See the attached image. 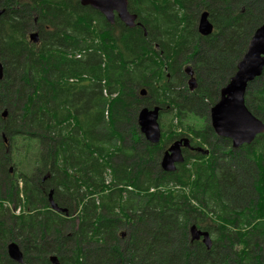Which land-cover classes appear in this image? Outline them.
<instances>
[{"label":"trees","instance_id":"obj_1","mask_svg":"<svg viewBox=\"0 0 264 264\" xmlns=\"http://www.w3.org/2000/svg\"><path fill=\"white\" fill-rule=\"evenodd\" d=\"M127 7L134 27L78 0H0V264H18L6 253L11 241L22 264H51L52 254L60 264H264V133L232 149L206 120L264 21V0ZM203 10L214 26L208 36L196 29ZM154 105L157 144L136 123L138 110ZM245 105L264 122V69ZM124 128L134 141L125 143ZM182 136L203 152L186 149L163 171V151ZM39 170L49 177L38 185ZM48 188L67 215L49 208ZM192 224L208 231L210 249L191 241Z\"/></svg>","mask_w":264,"mask_h":264},{"label":"water","instance_id":"obj_2","mask_svg":"<svg viewBox=\"0 0 264 264\" xmlns=\"http://www.w3.org/2000/svg\"><path fill=\"white\" fill-rule=\"evenodd\" d=\"M81 5H88L98 10L104 18L112 24L115 16L127 27L136 25V14L131 13L127 7V0H78ZM4 9L0 8V17ZM139 24V23H137ZM197 32L201 36L212 34L214 26L209 20V13L206 10L200 12L196 26ZM145 33V31H144ZM29 39L33 43L38 42V33H29ZM264 69V21L254 30L246 51L236 64V70L229 78L228 82L220 89L218 100L209 109L210 127L213 132L222 138H226L231 143L232 149H237L245 144L252 143L255 138L264 133V122L254 116L245 105V92L248 84L259 77ZM183 72L187 76V88L193 91L197 87L193 68L190 64L183 67ZM2 78V64L0 63V79ZM146 89L141 88L139 95L144 96ZM160 106L141 107L138 110L136 123L143 138L151 143L157 144L161 139V128L158 122ZM7 110H2L5 118ZM3 141L6 142L5 137ZM182 149L196 150L203 152L201 147H193L190 139L186 136L171 141L163 151L159 165L163 171H174L177 164L184 161ZM205 153L208 150H204ZM12 170V167L9 168ZM48 175L43 177V180ZM53 189L48 192V204L50 209L56 212L68 214V209L60 207L53 199ZM121 237L125 236V231L120 232ZM191 241L200 240L207 249L211 247V237L206 230H202L195 224L189 227ZM8 258L18 264L23 263V254L19 245L8 242L6 245ZM51 264H60L56 255L49 256Z\"/></svg>","mask_w":264,"mask_h":264},{"label":"rangeland","instance_id":"obj_3","mask_svg":"<svg viewBox=\"0 0 264 264\" xmlns=\"http://www.w3.org/2000/svg\"><path fill=\"white\" fill-rule=\"evenodd\" d=\"M257 28V27H256ZM255 28V29H256ZM254 32V31H253ZM253 34V33H252ZM252 36V35H251ZM251 38V37H250ZM250 40V39H249ZM249 42V41H248ZM248 45V44H247ZM247 48V47H246ZM246 51V50H245ZM244 54V53H243ZM242 57V56H241ZM240 60V59H239ZM238 60V61H239ZM187 64V63H186ZM186 64H184L183 65V67L186 65ZM183 69V68H182ZM233 75V74H232ZM231 75V76H232ZM186 76V75H185ZM230 76V77H231ZM261 76V75H260ZM186 79V78H185ZM187 80V79H186ZM186 82V81H185ZM186 84H187V82H186ZM1 93V92H0ZM166 120H165V124H167V120L169 119V117L167 116L166 118H165ZM206 120H207V123H210V121H209V115H207V117H206ZM194 121V119H193V117H191V116H188L187 118H186V120L183 122V126L186 128V124H191L192 122ZM202 125V123H201V120H198L197 121V123H196V127H198V126H201ZM124 130H125V137H124V140H126V142L125 143H128V142H131V140H133V139H135V137H133L132 136V134L131 133H129L128 131V128H124ZM181 130V129H180ZM134 141V140H133ZM230 145H231V143H230ZM19 173V172H18ZM106 177H107V179H109L110 178V175H109V173H107V175H106ZM18 210H15V212H17Z\"/></svg>","mask_w":264,"mask_h":264},{"label":"flooded vegetation","instance_id":"obj_4","mask_svg":"<svg viewBox=\"0 0 264 264\" xmlns=\"http://www.w3.org/2000/svg\"><path fill=\"white\" fill-rule=\"evenodd\" d=\"M187 64H190V63H187ZM186 64V65H187ZM191 65V64H190ZM192 66V65H191ZM186 79H187V76H186ZM185 79V81H187ZM187 85V84H186ZM1 116H2V112H1ZM7 116V115H6ZM3 117V116H2ZM4 137V136H3ZM183 137V136H182ZM187 137V136H186ZM180 138V137H179ZM189 138V137H188ZM6 139V138H5ZM176 139H178V138H176ZM190 139V138H189ZM173 140H175V139H173ZM172 140V141H173ZM190 144H191V141H190ZM168 146V145H167ZM166 146V147H167ZM192 146V145H191ZM194 147V146H193ZM186 149H182V152H183V155H184V151H185ZM187 150H189V149H187ZM189 151H192V152H196V150H189ZM9 168H10V166H9ZM8 168V174H11L12 173V171H13V169L12 170H10ZM17 175H19V173H16L15 172V176L16 177H18ZM34 176H35V179H36V183L39 185V182H43L44 180H46L48 177H49V173H47V172H45L44 170H39L37 173H35V174H33ZM32 175V176H33ZM45 175H48L44 180H43V177L45 176ZM31 176V177H32ZM44 189V188H43ZM49 190H50V188H48V190L45 192L44 191V193L43 194H45L46 195V198H47V203H48V192H49ZM52 196H53V194H52ZM49 208H50V206H49Z\"/></svg>","mask_w":264,"mask_h":264},{"label":"bare ground","instance_id":"obj_5","mask_svg":"<svg viewBox=\"0 0 264 264\" xmlns=\"http://www.w3.org/2000/svg\"><path fill=\"white\" fill-rule=\"evenodd\" d=\"M161 133H162V132H161ZM21 161H22V160H21ZM19 162H20V161H19ZM18 167H19V166H18ZM106 182H107V181H106ZM5 206H7V204H5ZM19 213H20V212H19ZM19 213H18V214H19Z\"/></svg>","mask_w":264,"mask_h":264}]
</instances>
